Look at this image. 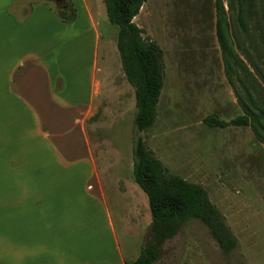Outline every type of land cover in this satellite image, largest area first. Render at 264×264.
<instances>
[{
    "label": "rangeland",
    "instance_id": "374dc122",
    "mask_svg": "<svg viewBox=\"0 0 264 264\" xmlns=\"http://www.w3.org/2000/svg\"><path fill=\"white\" fill-rule=\"evenodd\" d=\"M8 1L0 0L1 10L10 12L18 2L32 12L43 8L60 23L61 5L76 11L75 48L61 51L60 46L48 63L54 64L50 73L59 74L57 83L76 81L80 100L87 99L88 82L97 68L96 81L101 86L93 103L68 108L51 102L46 75L36 62L24 67L28 88L24 79L16 81V87L37 110L43 130L62 159L72 163L86 157L98 164L105 174V197L96 191L89 171L85 181L72 168L58 169L47 180L51 190L39 219L26 218L24 209H16V201L8 214L0 213V264H125L136 260L150 242L151 222L146 196L132 175V150L138 138L169 174L205 188L237 240V247L224 253L208 229L193 220L172 240L163 242L155 264H264V145L248 127L218 129L203 124L210 114L225 121L242 114L238 104V98L246 100L242 84L251 89L250 78L242 74L241 82L236 77H232L233 85L228 82L216 35L217 3L225 10L231 51L248 66L258 90L264 91V48L259 34L255 36L258 51L242 34L238 0H147L143 4L133 21L143 30V38L160 47L164 65L156 120L144 132H137L133 125L134 88L123 73L116 48L118 28L109 23L103 0ZM252 4L256 11L252 22L258 23V33L264 36V0ZM88 10L92 17L87 20ZM48 20L40 31L51 29ZM73 23L62 24L71 28ZM67 33L74 36L70 30ZM115 159L122 161L123 168L118 181L109 166ZM9 183L0 174V204ZM136 189L145 200L132 208L120 193L132 197ZM31 207L38 206L33 202ZM74 216L76 220L85 216V221L77 223Z\"/></svg>",
    "mask_w": 264,
    "mask_h": 264
},
{
    "label": "trees",
    "instance_id": "16d2710c",
    "mask_svg": "<svg viewBox=\"0 0 264 264\" xmlns=\"http://www.w3.org/2000/svg\"><path fill=\"white\" fill-rule=\"evenodd\" d=\"M146 1L103 0L109 23L118 28L116 48L123 73L134 88L133 125L137 132H144L154 125L164 79L162 50L154 41L143 38V30L133 21ZM252 2L253 0H238L237 22L242 34L258 51L260 43H257L255 36L260 35L263 48L264 36L258 33V23L252 22L256 14ZM60 12L57 16L63 24L75 21L74 9H60ZM224 12L223 5L217 3L216 35L223 56L225 74L230 85H233L232 77L241 82L239 74H242L243 78L249 77L251 89L241 83L246 93V100L238 98L242 114L229 121L210 114L203 119V124L218 129L248 127L254 138L264 145V91L258 90L259 86L248 66L231 51L226 34L229 24ZM262 80L264 81L263 76ZM132 161L133 181L146 196L150 210V242L141 248L136 260L125 264H155L159 261V250L163 242L172 240L186 223L193 220L208 229L224 253H229L237 247L236 238L227 227L222 214L211 203L203 186L169 174L168 169L147 149L140 138L135 141Z\"/></svg>",
    "mask_w": 264,
    "mask_h": 264
},
{
    "label": "crops",
    "instance_id": "0c3cea01",
    "mask_svg": "<svg viewBox=\"0 0 264 264\" xmlns=\"http://www.w3.org/2000/svg\"><path fill=\"white\" fill-rule=\"evenodd\" d=\"M11 2L12 0L8 1V3ZM11 6L9 5V7ZM23 6L17 2L15 8L10 9L11 13L6 9H0V174L5 178L7 176L11 182L7 190L10 196H7L5 191L6 197L0 204V213L8 214L13 206L12 203L16 201V209H24L26 218L36 220L40 218L42 208L44 210L47 207L44 202L48 191L51 190V185L47 181L50 180V177H54L63 169L72 168L75 171V176H78L76 173L83 175L86 181L89 171V175L95 178L96 191L99 192L101 198H104L102 186L105 174L92 159L85 157L75 159L72 163L62 159L61 152L51 145L50 135L43 130L40 115L30 104L26 95L18 90L16 81L22 82L24 79L25 87L28 88L29 74L25 75L24 67L29 62H36L46 75L49 100L68 108L78 106L82 102L92 104L97 92L100 91L101 82L99 81L98 86L97 68H95V72L88 82V97L86 100H80L76 81L75 84L70 80L62 81L61 85L57 80L59 74L57 72L53 75L50 73V68H53L52 65H54L48 63L51 61V54L60 46H63L61 51L75 48L73 46H75L77 38L74 32L79 22L78 16L73 27L69 28L70 26L63 25L51 16L50 12V14L44 12L43 8H37L32 12L30 9L28 10V6ZM21 10H24L23 15L20 14ZM39 14L43 16L40 17ZM86 14L87 20L89 15L92 17L89 10L86 11ZM47 20L52 22L48 32L44 30ZM87 20L84 22L86 23ZM91 23L94 25L93 19ZM40 26L44 28H42L43 31L39 30ZM69 30L71 36H74L70 37V34L67 33ZM58 39L59 41H57ZM65 39L68 41H64ZM25 76L26 78H24ZM107 164L100 165L106 166ZM67 165L69 167H66ZM132 165L133 162L131 168ZM109 166L113 167V178L117 181L122 179V161L115 159L114 163ZM93 189L94 186H92ZM120 196L128 199L129 206L132 208H136L143 199L145 200L137 189L132 197L124 196L121 193ZM145 201L147 205V198ZM33 202L38 206L37 209L31 207ZM148 208L146 206L147 212L150 213ZM105 211L108 213L107 208ZM79 212L81 211L78 210L77 213L80 214ZM74 213L76 214V212ZM74 219L79 223L81 219L85 221V216L78 220L74 216ZM82 264L88 263L83 262Z\"/></svg>",
    "mask_w": 264,
    "mask_h": 264
},
{
    "label": "flooded vegetation",
    "instance_id": "af4514ba",
    "mask_svg": "<svg viewBox=\"0 0 264 264\" xmlns=\"http://www.w3.org/2000/svg\"><path fill=\"white\" fill-rule=\"evenodd\" d=\"M65 7H66V5H61L60 9L65 10L66 9Z\"/></svg>",
    "mask_w": 264,
    "mask_h": 264
}]
</instances>
